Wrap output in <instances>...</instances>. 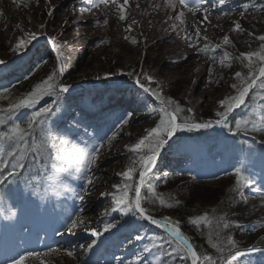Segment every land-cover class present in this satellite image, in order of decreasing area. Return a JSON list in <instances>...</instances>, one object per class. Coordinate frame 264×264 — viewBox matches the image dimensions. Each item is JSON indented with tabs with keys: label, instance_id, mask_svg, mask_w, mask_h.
I'll return each instance as SVG.
<instances>
[{
	"label": "rangeland",
	"instance_id": "obj_1",
	"mask_svg": "<svg viewBox=\"0 0 264 264\" xmlns=\"http://www.w3.org/2000/svg\"><path fill=\"white\" fill-rule=\"evenodd\" d=\"M87 3L83 8L97 9L106 0H0V27L15 21L27 29V20L33 32L0 29V226L8 233L0 235V264H27L33 256L50 264H194L192 253L160 223L140 217L135 203L143 206L162 179L196 168L224 179L213 188H225L232 176L244 188L236 216L221 226L238 228L227 243L255 240L199 264H264V245H257L264 240V0L240 8L222 38L205 36L204 51L189 49L197 70L190 80L187 66L158 64L155 57L168 44L146 39L131 16L139 7L180 6L176 0H120L93 34L77 11ZM203 17L212 22L210 12ZM139 40L143 47L134 56ZM183 107L206 123H178ZM224 123L235 132H221ZM42 127L58 143L49 145L55 148L47 161L27 164ZM196 127L205 131L186 138ZM188 181L178 183L180 198ZM84 189L92 191L95 210L77 209ZM212 209L202 201L196 209L207 232ZM86 213L92 244L75 252L54 244L73 242L77 218Z\"/></svg>",
	"mask_w": 264,
	"mask_h": 264
},
{
	"label": "bare ground",
	"instance_id": "obj_2",
	"mask_svg": "<svg viewBox=\"0 0 264 264\" xmlns=\"http://www.w3.org/2000/svg\"><path fill=\"white\" fill-rule=\"evenodd\" d=\"M120 0H106L105 6H102L97 9H85L83 7H89L90 3L86 5H79L77 11L79 12V17H84L89 21V33L93 34L96 32V27H102L103 24L107 21L109 13L113 11L119 5ZM192 3L188 5H181V0H176V4L172 8L157 5V6H148L147 8L139 7L137 10L131 13V16L136 19V22H139L142 27V33L145 31L146 39L149 38L158 44H168L172 47L168 49V45L164 46L162 49V53H159L155 59L158 64H168L172 62L174 65H178L181 63V67H188V71L190 77H187L190 80L197 72L194 65V57L190 56L189 49L196 47L199 51H204L205 47L210 46L209 40L205 37H209L211 39L222 38L226 31H228L231 27V19L238 17V10L243 6L249 4L250 0H229L227 3L220 2L221 0H191ZM244 4V5H243ZM211 5L213 8L210 9ZM215 5V6H213ZM218 7V8H217ZM112 8L110 11L107 9ZM175 12L174 16H170L171 12ZM172 12V13H173ZM211 13L213 15L212 22H207L204 19V14ZM187 17L191 19L190 22ZM26 28H19L15 21L12 22L10 27L6 26L4 28L0 27L1 31L5 34L8 29L11 28L12 31L21 32L26 31L29 35H33L31 32V24L25 20ZM128 27L130 24L128 21L123 22ZM174 23H178L182 28V31L177 29ZM194 23L197 24L199 31L195 32ZM8 27V28H7ZM7 28V29H6ZM128 28L122 26L121 31H124ZM145 39V40H146ZM137 46H134L136 49L134 51V56L139 54L138 48L143 47L142 41L135 42ZM209 44V45H206ZM205 45V46H204ZM60 47V46H59ZM21 47H19L20 49ZM173 49H180L185 53L177 54L173 51ZM169 53V58H166V54ZM149 56V51L146 53V57ZM111 59L110 56L107 57ZM121 67L122 65H119ZM166 71V69L160 68V72ZM121 72V71H119ZM63 151V149L61 150ZM101 161V160H100ZM100 161H96L89 169V173L95 172V169L99 165ZM98 169V168H97ZM264 184V183H263ZM97 186V183L94 187ZM92 191L90 189H84L81 191L79 196V203L77 209H82L83 211L86 209L95 210V207H98V203L94 205ZM78 219V226L76 229L75 240L64 241V240H56L54 244H61L70 246L72 252L79 250L78 247L86 246L87 244H92L96 235H90L85 232V229L89 226H94L93 222L89 220V215L83 214Z\"/></svg>",
	"mask_w": 264,
	"mask_h": 264
},
{
	"label": "trees",
	"instance_id": "obj_3",
	"mask_svg": "<svg viewBox=\"0 0 264 264\" xmlns=\"http://www.w3.org/2000/svg\"><path fill=\"white\" fill-rule=\"evenodd\" d=\"M260 65L261 64L257 65L252 78L256 76V71ZM249 82L245 83V86L249 84ZM251 94L252 93L250 92L247 99H249ZM180 112L181 113H178L177 115L179 122L197 123L205 122L206 120L205 117L198 118L192 115L188 116L187 108H184ZM241 130L247 132L244 129ZM202 132L203 130H197L196 133H192L191 136L187 137L200 135ZM35 133L34 137L38 144L37 150L31 152L27 156V164L30 162L37 163L40 161H47L50 156L48 151L55 148V146L52 145L51 149L49 145L51 142H53L54 145L57 144V141H54L51 138V134L46 128H38ZM230 178L231 179H227V185L225 188L218 190L213 188V186L221 185V182H223L224 179H219L215 176L197 177L195 173H187L186 176L166 177L158 182L153 193L146 196L145 204L141 207L150 218L167 222L169 228L173 232L178 229L181 232V235L192 244L199 257L204 258L207 255H214L220 259L236 248L251 245L255 242L254 239H248L240 243L237 241L227 243L228 240L227 242L225 241L229 233L231 236L232 234L234 235L237 233L238 230L237 227H233L229 232L224 231L221 224H223L227 217H231L232 219L236 216V212L240 209V206H238L239 193L242 188L240 184L235 182L233 176ZM186 180L189 181L184 187L185 197L183 195V197L180 198L176 194L178 183ZM199 201L210 203L213 208L207 215V220L210 222V231L208 232L204 230L203 227V215L196 211V209H198ZM163 210L171 212V215L168 216L169 214L167 215ZM261 244H264V240L257 243V245ZM27 264H50V262L47 259L33 256L28 258ZM58 264L65 263L60 262Z\"/></svg>",
	"mask_w": 264,
	"mask_h": 264
},
{
	"label": "water",
	"instance_id": "obj_4",
	"mask_svg": "<svg viewBox=\"0 0 264 264\" xmlns=\"http://www.w3.org/2000/svg\"><path fill=\"white\" fill-rule=\"evenodd\" d=\"M135 205H136V207L138 208V204L137 203H135ZM161 224L163 225V228L173 237V238H175L176 240H178L179 242H181L182 244H184L186 247H187V249L193 254V256H194V260H195V264H197V260H198V255L196 254V252H195V250H194V248H193V246L191 245V243L188 241V240H186V239H184L183 237H181L179 234H174L173 232H171V231H169L168 229H167V225H166V223H164V222H161Z\"/></svg>",
	"mask_w": 264,
	"mask_h": 264
}]
</instances>
